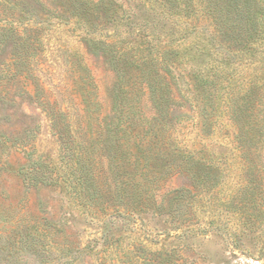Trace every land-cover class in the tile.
I'll return each mask as SVG.
<instances>
[{"label":"rangeland","instance_id":"obj_1","mask_svg":"<svg viewBox=\"0 0 264 264\" xmlns=\"http://www.w3.org/2000/svg\"><path fill=\"white\" fill-rule=\"evenodd\" d=\"M56 10L50 0H0V264H264V86L256 97L261 148L245 156L237 151L233 122L237 98L251 92L249 81L229 82L232 95L222 98L221 91L219 106L205 105L202 94L190 100L188 87L173 86L178 106L169 139L157 146V163L190 151L216 165L210 181L205 188L197 184L199 175L172 173L160 181L161 190H152L153 200L144 201L153 209L134 218L118 212L127 199L112 186L111 213L98 218L90 196L81 199L61 175L83 127L88 141L89 125L94 134L98 114L109 112L114 73L88 54L73 20L60 22ZM210 23L200 21L208 28L200 31L214 30ZM174 34L172 46L194 39L192 34L180 41ZM237 59L229 61L239 76L257 70V64L249 70L246 58ZM197 65L204 68L207 60ZM147 100L143 105L151 112ZM34 168L52 179L33 175ZM36 220L40 235L32 229L26 235Z\"/></svg>","mask_w":264,"mask_h":264},{"label":"trees","instance_id":"obj_2","mask_svg":"<svg viewBox=\"0 0 264 264\" xmlns=\"http://www.w3.org/2000/svg\"><path fill=\"white\" fill-rule=\"evenodd\" d=\"M50 1L57 8L60 22L73 20L82 33L88 54L102 59L114 73V83L107 89L109 112L104 118L98 114L94 134L88 124L92 135L88 141L84 140L87 124L83 127L82 140L73 143L74 158L65 161L67 169L61 175L81 199L84 194L90 196L88 205L97 208L98 218L100 214L111 213L110 204L116 196L127 199L120 207L123 211L118 209L123 215L134 218L151 211L153 207L145 208L144 201H152V190H161L160 181L173 178L172 173L189 171L193 176L199 175L202 178L197 184L205 188L210 181L209 171L215 170L216 165H211L204 157H194L190 151L188 157L178 152L174 156L166 155L161 158L163 163H157L160 158L157 146L169 139L170 118L178 106L173 86L188 87L190 100L193 93L202 94L205 105L210 106V102L219 106L221 91L222 98L224 93L226 99L232 95L227 90L229 82L249 81L251 92L248 90L236 100L233 123L237 151L245 156L249 150L257 153L258 147L261 148V144L256 143L260 125L256 97L261 84L264 86V78L257 80L258 75L264 77V0ZM203 19L210 21L214 30L200 31L208 29L206 25L199 26ZM175 25H179L174 33L179 35L180 41L192 34L194 39L172 46L177 42L175 34L170 33ZM224 26L229 32H224ZM188 28L191 31L188 32ZM186 44L188 47H183ZM236 56L246 58L244 64L249 70L257 64L253 75L252 71L248 77L238 75V68L232 67L229 61L237 59ZM201 59L207 60L204 68L197 65ZM187 62L191 67L186 73ZM145 97L151 112L143 105ZM196 106L198 113L203 114L204 108ZM209 118L210 115H206V121ZM32 172L52 179V175H43L36 168ZM33 178L38 182L40 177H25L26 180ZM155 183L159 184L158 188L153 187ZM112 186L116 190L115 197ZM38 221L26 228V235L29 229L40 235L35 226L40 224Z\"/></svg>","mask_w":264,"mask_h":264}]
</instances>
